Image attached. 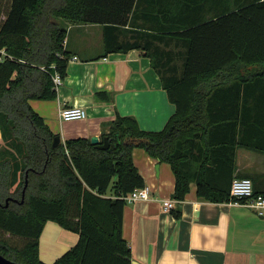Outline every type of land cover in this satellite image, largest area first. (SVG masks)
Segmentation results:
<instances>
[{"label": "trees", "instance_id": "trees-1", "mask_svg": "<svg viewBox=\"0 0 264 264\" xmlns=\"http://www.w3.org/2000/svg\"><path fill=\"white\" fill-rule=\"evenodd\" d=\"M10 1L7 18L0 20V232L25 242L18 247L0 236L2 255L21 264H46L39 256V240L45 223L52 220L77 232L79 240L51 264H133L123 236L125 197L146 185L134 163L135 148L171 165L176 201L185 199L191 182L203 200H230L231 186L221 190L209 178L210 165L215 170L220 161L222 140L215 142L211 133L205 136L221 125L211 114L213 96L236 88L241 93L247 79L264 94V0H228L227 11L214 18L191 23L184 16L175 28L171 22L166 30H182L175 34L187 47L180 77L173 76V68L160 66L149 46L135 41L110 50L106 38V54L146 50L176 105L161 131L143 130L134 116H118L101 137L102 142L109 138L106 149L85 137L54 146L58 134L30 100L57 97L53 75L66 76L70 52L63 42L69 24L125 26L136 0ZM249 66V75L236 73L237 67ZM232 76L242 82L221 85L222 78ZM238 145L252 146L243 140ZM9 197L17 201L5 206ZM170 211L180 216L175 207Z\"/></svg>", "mask_w": 264, "mask_h": 264}, {"label": "crops", "instance_id": "crops-1", "mask_svg": "<svg viewBox=\"0 0 264 264\" xmlns=\"http://www.w3.org/2000/svg\"><path fill=\"white\" fill-rule=\"evenodd\" d=\"M1 1L0 20H5L11 1L4 0L3 4ZM227 3L228 0H190L186 4L182 0H136L125 26L69 24L64 47L70 52V59L66 76L56 88L57 97L32 99L31 106L61 137V142L79 137L90 139L93 135L101 138L109 133L118 116H134L143 130H163L176 105L170 101L153 67V59L140 48L106 54L105 39L109 40L110 50L118 43L135 41L149 46L158 64L173 68V76L180 77L187 47L175 34L182 30L166 28L171 22L174 28L180 25L184 16L191 23L214 18L227 11ZM74 56L77 59H72ZM237 70L239 76H246L252 66L237 67ZM235 81L242 82L232 76L222 78L221 85L229 86ZM251 81L242 82L241 93L236 88L232 92H219L212 98L215 103L211 114L214 119H220L221 125L207 130L205 138L211 133L215 142L222 140L220 161L215 170L210 165L209 172L212 183L221 190L230 188L234 178L249 177L255 191L264 193V129L256 124L260 122L264 126V94ZM73 105L86 108L88 117L62 120L60 109ZM240 140L255 147L238 145ZM194 153L199 155L196 149ZM231 156L232 161L228 159ZM133 159L145 178V186L151 190V199L127 203L124 209L123 236L130 245L133 261L139 264H264V216L229 201L203 200L198 197V185L191 182L185 199L175 203L174 207L180 211L176 217L162 206L163 199L172 198L175 190L171 165L149 156L143 148L134 149ZM78 240L77 232L47 221L39 240L41 261L53 263Z\"/></svg>", "mask_w": 264, "mask_h": 264}, {"label": "built area", "instance_id": "built-area-1", "mask_svg": "<svg viewBox=\"0 0 264 264\" xmlns=\"http://www.w3.org/2000/svg\"><path fill=\"white\" fill-rule=\"evenodd\" d=\"M63 43L65 45L67 41L64 40ZM72 59H77V56H74ZM53 79L56 87L63 82V78L59 73H55ZM60 117L65 121L85 120L88 117V111L86 108L78 105L63 107L60 109ZM125 198L128 203L138 200H149L151 199V190L147 186L136 188ZM176 202L173 198H165L162 201V206L164 210L170 211L174 208ZM229 202L249 207L259 216H264V194L255 192L254 183L249 177H237L233 179Z\"/></svg>", "mask_w": 264, "mask_h": 264}, {"label": "water", "instance_id": "water-1", "mask_svg": "<svg viewBox=\"0 0 264 264\" xmlns=\"http://www.w3.org/2000/svg\"><path fill=\"white\" fill-rule=\"evenodd\" d=\"M90 139H91V142L93 144H96L101 149H106V148H108L110 146V141H109V138L108 137H105L104 140H103V142L101 141V138L99 136H97V135L91 136ZM60 143H61V137L59 135L55 136L53 145L56 146V145H58ZM28 173L29 172L26 171V178H25V185H24V189H23V196H24L26 187L28 185ZM12 199H13L12 197H9L6 200L5 206H8L9 205V201L12 200ZM0 264H21V263H18V262H15L13 260H10V259H8L7 257H5L4 255H2L0 253ZM133 264H139V263L133 261Z\"/></svg>", "mask_w": 264, "mask_h": 264}, {"label": "rangeland", "instance_id": "rangeland-1", "mask_svg": "<svg viewBox=\"0 0 264 264\" xmlns=\"http://www.w3.org/2000/svg\"><path fill=\"white\" fill-rule=\"evenodd\" d=\"M3 3H4V0L1 1V4H3ZM0 236L9 239L13 243V245H16L18 247H22L24 245V242H25V239L14 237L8 233L0 232Z\"/></svg>", "mask_w": 264, "mask_h": 264}, {"label": "flooded vegetation", "instance_id": "flooded-vegetation-1", "mask_svg": "<svg viewBox=\"0 0 264 264\" xmlns=\"http://www.w3.org/2000/svg\"><path fill=\"white\" fill-rule=\"evenodd\" d=\"M13 200H15V199H13ZM15 201H17V200H15Z\"/></svg>", "mask_w": 264, "mask_h": 264}]
</instances>
